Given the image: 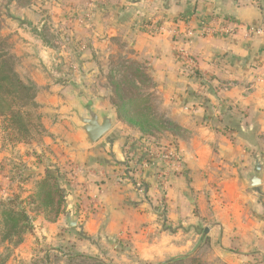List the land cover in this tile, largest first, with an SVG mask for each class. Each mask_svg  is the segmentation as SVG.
<instances>
[{
	"label": "crops",
	"instance_id": "0c3cea01",
	"mask_svg": "<svg viewBox=\"0 0 264 264\" xmlns=\"http://www.w3.org/2000/svg\"><path fill=\"white\" fill-rule=\"evenodd\" d=\"M7 8L19 24L17 72L38 88L48 113L43 141L67 152L62 165L76 177L52 227L73 234L83 253L128 264H163L203 250L220 264H264V168L263 184L248 187L256 162L264 166V35L252 30L264 26V0H37ZM62 33L79 48L53 45ZM71 58L73 71L62 63ZM119 58L118 71L132 65L143 80L131 103L155 102L172 128L156 134L143 126L144 134L119 121L108 96L97 93L93 79L105 76L103 67L114 73ZM78 89L116 121L93 146L84 144L74 114L82 109ZM145 140L178 149L181 170L165 194L160 164L123 171L127 149L141 158ZM32 168L33 181L48 170Z\"/></svg>",
	"mask_w": 264,
	"mask_h": 264
},
{
	"label": "rangeland",
	"instance_id": "374dc122",
	"mask_svg": "<svg viewBox=\"0 0 264 264\" xmlns=\"http://www.w3.org/2000/svg\"><path fill=\"white\" fill-rule=\"evenodd\" d=\"M10 1H16L20 5H27L37 0H0V42L4 45V50L11 55L17 70L20 60L14 50L18 45L19 24L14 18L11 19L10 17V12L7 8ZM38 2H44V0H38ZM38 4L40 5V3ZM61 32L59 31V34ZM51 42L56 47L58 46V48L64 50L68 49L71 51L73 47H76V50L79 48L76 40H73V35L70 33H62L59 38ZM79 51L81 53L86 51V46H81ZM124 62L120 58L114 60L112 62L114 66L111 65V68L114 67V73H110V69L106 70L103 67V70L107 72L105 76L97 81H94L96 78L92 81L96 91H98L97 93L99 95H107L109 100L116 105H123V103L128 105L129 102L131 103L132 100H135L134 97L137 96L138 91L135 89L134 84L137 80L143 81L137 78L134 71H132V65L127 70L121 69V71H118L119 68H122ZM62 63L67 65V69L70 68L72 71L75 68V59L72 60L71 58ZM67 74L69 73L67 72ZM24 82L35 86L31 82ZM142 84L147 87L145 83ZM36 89V92H34L37 99L39 90L37 87ZM3 98L8 100L6 96H3ZM36 99H34V104L31 106L21 107V102L17 103V106L14 105L15 110H20L23 113L25 122L29 125L30 133L27 137H24L22 133L12 127L8 115L0 113V231L4 229L2 212L6 206H12L17 211L24 210L32 218L30 220L32 229L23 236V241L19 245L5 241L2 238V233H0V264H3V262L4 264H70L67 261L69 254L78 253L93 256L77 249L75 240L69 239L73 234L68 233V230L52 227L55 226L58 219L65 212L55 221H51L43 214H38L35 211L34 205L30 204V197L35 192L37 183L45 176L33 181L31 170H34L32 167H35L36 164H43L44 167L52 171L59 169L65 175L67 182H69V185L65 186L67 192L73 188L71 186L76 184V177L72 173L73 169L62 165L65 164L67 152L60 151L61 148L59 146L49 149L43 141L47 135V125L50 121L46 119L41 120L42 116L48 113L44 111V106H40ZM124 108L132 116L140 120L147 130H153L156 134H162L165 128H172L163 122L161 118L162 113L155 102L143 107L131 105L130 107L124 106ZM28 164L32 165L30 171L27 170ZM165 206V204L160 206L163 209L162 212L166 211ZM21 225H23V222H21ZM47 255L50 258L49 261H46ZM211 256L212 254L209 251L203 250L199 254L188 256L186 259L176 260L173 264H220L212 260ZM93 257L98 258L106 264H128L115 260V258L107 254H103L102 257L99 255ZM2 260L3 262H1Z\"/></svg>",
	"mask_w": 264,
	"mask_h": 264
},
{
	"label": "trees",
	"instance_id": "16d2710c",
	"mask_svg": "<svg viewBox=\"0 0 264 264\" xmlns=\"http://www.w3.org/2000/svg\"><path fill=\"white\" fill-rule=\"evenodd\" d=\"M29 84H26L21 79L11 55L4 50V45L0 42V113L8 115L12 127L22 133L24 137L28 136L30 128L25 122L23 113L20 110H15L14 105L17 106L19 102H21V107L34 104L33 101L36 99L35 92L37 89L35 86ZM3 96H6L8 100L4 99ZM125 104H113L118 120L128 126L130 124L133 128L142 129L141 132L147 134L143 129L141 121L132 116L124 108V106L130 107L134 104L130 102L128 105ZM126 155L128 164H130L133 157L129 153ZM66 185H69V182H67L65 175L59 169L55 171L48 169L43 179L37 183L36 190L30 197V204L34 205L35 211L38 214H43L47 219L55 221L65 212L66 198L69 195V192L65 189ZM2 214L4 225V229L0 231L2 238L5 241L19 245L23 241V236L32 229V225L30 224L32 218H30L26 211H17L12 206H6ZM21 222H23V225H21ZM67 258L70 264H106L96 257L78 253L69 254ZM49 259L47 255L46 261H49ZM174 262L176 260L163 264H173Z\"/></svg>",
	"mask_w": 264,
	"mask_h": 264
},
{
	"label": "water",
	"instance_id": "95a60500",
	"mask_svg": "<svg viewBox=\"0 0 264 264\" xmlns=\"http://www.w3.org/2000/svg\"><path fill=\"white\" fill-rule=\"evenodd\" d=\"M79 105L82 109H74L78 121V129L83 134V141L86 146H93L108 134L115 126L116 121L110 112H98L95 108L98 100L88 95L87 90H77ZM264 168L260 161L256 162L255 173L249 178L248 187H260L263 181L260 176ZM66 221L69 228L77 226L78 220L73 219L71 214H66Z\"/></svg>",
	"mask_w": 264,
	"mask_h": 264
},
{
	"label": "built area",
	"instance_id": "2783aa9c",
	"mask_svg": "<svg viewBox=\"0 0 264 264\" xmlns=\"http://www.w3.org/2000/svg\"><path fill=\"white\" fill-rule=\"evenodd\" d=\"M97 1L98 0H90L91 4ZM88 19L89 16H85L83 22ZM252 30L258 35H264V26L255 27ZM141 150L143 156L141 158H137L138 161L135 162L134 160L137 156L130 148L127 149L125 155L129 153L133 157V160L130 164H128L126 155V161L124 163L125 165L123 171L125 173L127 172L131 174L134 171L138 170L137 166L160 164L162 168L157 174V182L159 188L163 192L162 194H165L169 186L170 178L181 170V158L179 156L178 149L173 143L154 145L145 140V142L141 144Z\"/></svg>",
	"mask_w": 264,
	"mask_h": 264
}]
</instances>
